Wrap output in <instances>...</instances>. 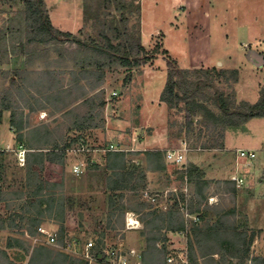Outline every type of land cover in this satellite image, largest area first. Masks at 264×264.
I'll return each instance as SVG.
<instances>
[{"label": "rangeland", "instance_id": "1", "mask_svg": "<svg viewBox=\"0 0 264 264\" xmlns=\"http://www.w3.org/2000/svg\"><path fill=\"white\" fill-rule=\"evenodd\" d=\"M121 6H125L122 11L116 10L114 4L108 10L103 7L102 0H82L79 9L80 20L77 24H72L75 30L72 29L78 32L76 36L81 39L95 37L102 42L103 39L98 37L99 23L94 17L98 8L101 7L99 11L101 13L110 12L109 19H113L114 16L119 20L121 13L124 12L129 17L131 28L139 27L142 32L143 26L145 37L152 32L153 35L161 32L153 36L150 42L143 41L145 46H148L147 61L131 68L122 65L107 68L96 90L91 86V82H96L95 79H81L79 82L86 88L87 95L80 100L76 99L77 101L73 97L61 101L46 98L51 91L48 89V78L42 72L46 69L60 72V81L65 86V83L71 81L70 78L73 77L69 76V72L74 68V63L70 60V53L64 57L59 54L60 51L65 52L69 46L71 47L68 50L73 51L78 48L77 45L29 44L26 45V49L32 52L26 54L23 43L26 41L27 22L20 15L21 9H25V1L0 0V29L11 28L14 32L13 35L7 36V51L0 48V99L7 93L11 77L15 76L17 83L12 87L11 94L16 107L15 116L17 120L21 118L28 137L51 138L50 144L46 146L52 147L56 142L62 145L72 136L84 135L83 138L87 140V145L92 150L111 143H120L124 148L133 149L122 153L127 158L126 167L136 170L139 174L124 190L113 192L111 184L114 180H118V174L107 168V157L112 152L91 151L82 154L67 149L71 156H67L64 164L65 171L60 187L56 191L54 188L47 189L48 195L52 192L56 194L54 198H59L58 203L54 205L53 215L47 218L48 223L45 224L47 230L57 234V244L49 243L48 237L40 231L42 227L29 233H26L28 232L26 230H17L14 232L15 246L10 250L6 247L0 248V264H44L37 251L45 245L55 251L67 252L74 258L87 261L88 264H108L100 259L103 251L118 245L119 242H123L127 248L135 247L141 252L146 248L145 222L142 215L177 208L173 205H168V209L155 206L145 197L144 190L159 193L161 196L157 205H164L168 203V199L176 198V193L183 194L181 189L186 184L187 169L192 165L201 169V164H209L210 157H221L224 151H228L225 150L224 139L219 135L220 131L202 125L201 118L196 116L194 129L188 132L185 127V112L182 108L172 107L161 100L170 64L189 70L213 67L218 70H230L222 67L219 62L213 67L183 66H187L192 59H199L205 63L210 60L216 62L217 57L231 59L230 66L235 65L240 69H237L238 72L240 71V80L239 73L238 84L232 82L234 77L230 72L228 75L229 78L231 77V83H226L228 76L212 73L215 84L220 90L235 93L238 101L246 100L251 103L257 102L264 91V62L260 63L259 59L253 60L256 54L264 56V0H125ZM136 6L140 7V14ZM46 10L50 18L47 4ZM63 11V19H68L72 23L73 17ZM200 12L202 15L196 22L197 28L192 27V22L197 19ZM184 16L188 20H185ZM78 26L79 30H77ZM187 32L208 33L210 49L196 50L191 54L190 51H194L196 47L184 42L183 37ZM163 33L167 36L166 45L170 53L163 47ZM17 37H22L23 43L19 42L21 39ZM16 47L19 50L15 49ZM15 70L27 72L16 75ZM114 91L118 93L117 96L112 95ZM79 93L76 91L73 96H78ZM90 96L94 97L97 103L103 99L105 106L96 116L92 129L82 132L75 130L74 122L91 108L89 102L85 100ZM181 106L183 107L184 103H181ZM5 113V110L2 111L1 119ZM45 126L48 129L46 134L50 133L47 136H45ZM79 141L73 145L76 149L81 142ZM183 142H187L188 145L183 164L168 163L165 159L164 168H149L146 156L148 150H180ZM226 143L230 149L237 148V157L239 151L256 150L259 158H263L264 117L252 118L243 127L231 128ZM6 159L5 164L11 161L9 156ZM81 159L87 160V168L82 174H76L73 172V166ZM225 163L229 165L230 160H226ZM141 172L145 173V178L139 180ZM203 172L207 179L208 173ZM65 173L66 176L68 173L72 175L66 183ZM57 174L54 173L51 177L52 181L57 179ZM214 176L212 179L208 178L210 183L205 191L208 198L214 196L212 203L208 201V204L217 205L225 212L234 209L235 213L228 216V222L235 223L241 229L245 228L244 214L237 211L231 195H223L226 194L224 186L219 185L222 179L218 178L224 175L215 172ZM126 177L128 178L129 175ZM188 183L187 189L193 199L196 193L195 183L190 179ZM166 190H173L168 193V198ZM73 191L78 195L74 196ZM112 193L115 195L113 207L110 203ZM60 203L65 205L63 221L58 218ZM194 208L197 207L194 205ZM200 210L206 214L208 209L202 204ZM127 211L138 213L143 226L139 229H127L125 227ZM212 214L213 212L208 211V215ZM183 216L185 218V215ZM111 218L112 222L109 223ZM257 234L258 241L254 247L252 245V254L264 256V232L258 231ZM167 236L168 250H181L187 246L188 233L185 236L176 231H169ZM90 241L94 243L93 260H89L84 254L85 245ZM5 242L6 239L0 237V247L5 245ZM159 243L163 244V242ZM7 261L13 263H4ZM232 264L237 262L234 261Z\"/></svg>", "mask_w": 264, "mask_h": 264}, {"label": "trees", "instance_id": "2", "mask_svg": "<svg viewBox=\"0 0 264 264\" xmlns=\"http://www.w3.org/2000/svg\"><path fill=\"white\" fill-rule=\"evenodd\" d=\"M24 1L25 9L20 11V15L27 22L25 43H23L22 37H17V39H21L19 42H22L25 46L24 50L26 49V45L29 44H62L60 46H63L65 43H70L78 47L73 51H69L68 48L71 47L69 46L65 49V52L60 51L59 54L64 57L70 53V60L74 63V68L70 69L69 73L73 76L75 83L70 86V89L65 88L61 83L59 78L60 72L52 69H46L42 72L48 78V89L51 91L46 97L47 99L55 98L63 101L65 98L73 97L76 91L80 93L78 96L73 97V99L86 96V88L77 81L93 78L96 82H91V86L96 90L104 78L107 68L117 65L131 68L147 61L148 51L142 43L140 28H131L129 17L124 12L121 13L119 20H116L114 16L113 19H109L110 12L101 13L99 12L101 7L98 8V12L94 17L99 23L98 37L103 39L100 42L95 37L81 39L70 32H65L54 27L46 10L45 0ZM124 1L102 0V5L110 10V7L114 4L116 10L122 11L125 8V6H121ZM136 7L140 14V7ZM12 31L11 28L0 29V48L5 49V51H7V36L9 34L13 35L14 32ZM16 45H18V42ZM15 49L18 48L16 47ZM31 52L32 50L26 49L25 53L29 54ZM14 72L16 75H19L27 71L15 70ZM229 72L234 77L232 82L236 83L239 73L237 69L218 70L216 67H213L189 70L170 64L168 79L162 92L161 100L169 103L172 107L182 108L185 112V127L188 132L194 129V119L196 116H199L202 125L205 124L207 128L220 131L219 135L224 139L225 131L228 127L241 126L252 118L264 117V91L257 102L251 103L246 100L238 101L235 93H227L225 90H220L217 87L212 73L228 76L226 83H231V77L229 78L228 75ZM16 80L15 76L11 77L10 87L7 89V93L0 99V117L2 111L12 110V125H18V130L23 131L25 127L22 121L18 124L16 122V107L12 101L13 97H11L12 87L17 83ZM85 100H87V103L89 102L88 104H90L91 108L79 120L74 122V127L78 129L94 126L96 116L101 113L105 106L103 99H100L98 103L91 96ZM181 103H184L183 107ZM46 128L45 126V136L50 134H46L48 131ZM19 139H24L23 132L19 133ZM68 145V143L62 145L55 143L43 154L45 162H47V177H52L54 173L63 175L65 150ZM165 153L166 150H148L146 156L149 168H164ZM107 168L118 174V180H114V183L112 182L111 184L112 190H124L132 179L139 175L136 170L127 169L125 155L122 152H112L109 154L107 157ZM203 173L195 165L187 169V175L191 182L195 183L196 188L195 198L191 201L190 209L199 216V221L197 222L189 220L187 250L190 264H232L234 261L237 264H248V262H252V264H264V256H254L252 254V245L257 237V232L247 227L241 229L235 223H229L228 216L235 213L234 209L225 212L217 205L208 204V196H206L205 191L210 181L204 177ZM126 175H129V177L127 178ZM144 175L145 173L141 172L139 180L144 179ZM223 182L226 184L227 189H234V186L230 184L231 181L226 180ZM45 186L49 190L57 188V185L49 180L46 181ZM51 194L52 192L49 193V195ZM55 200L54 197L45 198L49 214H52ZM110 203L113 207L115 204L114 194L110 198ZM202 204L208 209L206 214H203L200 210ZM194 205L197 208H194ZM208 211L209 213L213 212L217 218L214 220L210 217ZM59 213L58 218L63 221L64 206L61 203ZM142 219L145 222L144 235L146 237V248L142 251L143 261L146 264H166V257L169 253L166 244L169 240L167 236L168 232H177L185 229L186 226V220L182 212L179 209L153 211L142 215ZM111 222L112 218L109 220V223ZM159 242H163V244L159 246ZM54 254L56 255L54 256ZM37 255L40 256L44 264H88L87 261L74 258L62 250H52L46 245L37 251ZM4 263L13 262L7 261Z\"/></svg>", "mask_w": 264, "mask_h": 264}, {"label": "crops", "instance_id": "3", "mask_svg": "<svg viewBox=\"0 0 264 264\" xmlns=\"http://www.w3.org/2000/svg\"><path fill=\"white\" fill-rule=\"evenodd\" d=\"M45 1L49 10V14L53 26L62 31L70 32L74 35H78V32L74 31L75 28L72 27V24H77V22L80 20L79 9L82 0H45ZM63 10H65L66 13L68 12L67 14H70L73 17L72 23L68 19H63V14H62L64 13ZM201 15L202 13L200 12L197 19L194 21L191 18L192 19L191 21H193L192 24L194 25V26L192 25V27L197 28L198 25H196V22L198 21ZM184 19L188 20L186 16H184ZM72 28H74V30ZM78 28L79 26L77 27V30H79ZM157 33L160 34L161 32H156L155 35H157ZM155 35H153L152 32L145 37L142 26L141 39L144 46L145 44L143 41L150 42V40H152L153 36ZM166 37L167 36H165V33H163L162 44L163 47L169 51L166 45L167 43ZM183 39L184 42L187 43V45L196 47L194 51H190L191 54L196 52V50H203L205 48L210 49L211 46V42H209L210 40L208 33L187 32V34L183 37ZM145 48L148 50V46H145ZM170 52L171 51H169V53ZM255 59H259L260 63L264 62V56L262 55L258 56L256 54L255 57H253V60ZM217 62H219V64H221L222 67L224 68L240 70L235 65H234L235 67L230 66L231 59L228 60L221 57H217L216 62L210 60L206 63L204 61H200L199 59L198 60L192 59L189 61V64L187 66H183V67H187V68L192 66L203 67L204 65L205 67H213L217 65ZM178 63L181 65L179 60ZM69 76H71L70 73ZM70 79L71 81L69 80L65 83V88L67 89H70V86L73 83H75V81H73L74 79L73 77ZM239 80H240V71H239ZM81 98L82 96L79 97V99L76 97L74 100L76 99L80 100ZM5 112L6 113L3 114V118L0 121V237L6 239V242L5 245H3L0 248L2 249L6 247L8 248V250H10V248L15 246L14 245L15 243L14 239L16 236L14 233L15 231L21 229V230H26L28 231L26 233H29V231L31 232L32 230L37 231L38 228L40 227L45 228V224L48 223L47 218H50L55 211L53 206L52 214H49L46 208L47 204L45 203V198L49 197L47 193V188L45 186L46 181L47 180L51 181L53 184L57 185V188H59L62 180V175L58 174L57 179H54V181H52L51 177H47L46 174L47 168L45 166L47 162H45V156L43 154H45V152L50 148L46 145L50 144L51 138L36 136L34 139H31V137H28V134L26 133L27 131L26 128H24L23 131H20L18 130V125H12L11 122L12 110H5ZM16 117L17 116H15V118ZM20 119L18 120L16 119L17 124L21 121ZM247 123L241 125V127H243ZM234 127H238V126H234ZM234 127L230 126L226 129L225 138H224V143H225L224 147L225 150L228 151L227 152L224 151L225 153L223 152L222 153L223 156L221 155V157H217V158L210 157L211 160L208 162L209 164L206 163L204 165L202 164L200 165L201 170L203 169V171L208 173L207 179L214 178L215 172L224 175L223 177L220 176V178H218V179H222L220 180L221 184L219 185L224 186L223 189L226 194L223 193V195L225 196L231 195L234 206L237 208V211L238 212L240 211L241 213L244 214L245 217L244 226L256 232L258 231L264 232V157L259 158L258 152H256V150L250 151L255 153V156L253 158L247 156L237 157L236 154L237 148L230 149L226 143L228 133L230 129ZM90 128L91 127H86L82 129L75 128V130L78 129L79 131L82 132ZM21 132L24 133L23 140L19 139V133ZM83 137L84 135L72 136L70 138L68 137L69 139L66 138L68 140H65L64 143H68L69 145L65 150L66 154H65L64 164L66 162L67 156L69 157L71 156L69 155V151H67V149L72 148V146L78 143L79 140L81 141L83 139L87 141ZM39 147H45V148L40 149ZM22 149L26 150V162L24 165L20 163L18 157V152ZM7 156H9V159H11V161L5 164V160H7L6 159ZM126 160L127 158L125 156V162ZM226 160H230L229 165L225 163ZM210 162H212L211 165ZM63 171H65V169H63ZM236 173L244 177L245 180L244 185L239 188L236 186L235 181L231 179V175ZM69 176L72 177L71 173H68L67 176L65 173V180H66L65 183L69 181L68 180ZM226 180L231 181L230 184L234 186V189H230V188L225 189L226 184L223 181ZM57 188L55 189V191L57 190ZM114 191L116 190H113V192ZM54 195L56 194L52 193L51 197H55ZM73 195L75 196L78 194L73 191ZM55 199L56 200L54 202V205H56L59 201V198H55ZM64 213H65V207H64ZM210 217H212L214 220L217 218V216H215L214 213ZM99 225L101 227V224ZM241 227H242V223H241ZM258 236L259 235L257 234V237L253 243V247L254 244L258 241Z\"/></svg>", "mask_w": 264, "mask_h": 264}, {"label": "built area", "instance_id": "4", "mask_svg": "<svg viewBox=\"0 0 264 264\" xmlns=\"http://www.w3.org/2000/svg\"><path fill=\"white\" fill-rule=\"evenodd\" d=\"M117 92H112L113 96H117ZM133 149H127L124 148L123 146H121L120 143H116V144H108L104 147H97L94 148L92 150L91 147H89L87 145V142L85 140H82L79 144V147L76 149L74 148H69L70 152H78V153H82V154H87L92 152H130ZM188 150V145L187 142H183V146L180 150H176V149H169L166 150L165 153V159L168 163H175V164H183L185 161V152ZM240 156H247V157H254L255 153L254 152H250V151H239L238 152V157ZM18 157H19V161L21 164H25L26 162V150L22 149L18 152ZM87 160L81 159L78 163H76L73 166V172L76 174H82L85 169L87 168ZM185 180H186V184L184 186L182 190L183 194H178L176 193V198H173V200H169L168 199V203L164 204V205H157L158 202L160 201V194L159 193H154L149 191L148 189L144 190V195L145 197H147V199L154 204L155 206L159 207V208H163V209H168V205H173L174 207H176L177 209H179L183 215H185V220H186V226L185 229L177 231L180 234L186 236V234L189 232V227H190V222L189 220H193V221H199V216L197 213H193L190 209V205H191V201H192V195L191 192L188 191V186H189V179H188V175L187 172H185ZM231 179L233 181H235L236 186L242 187L244 185V177L238 175V174H233L231 176ZM175 190V189H174ZM170 191L173 190H166V197L168 198V193H170ZM214 199V196H210L208 198V201H210V203H212ZM142 221L140 218V215L136 212L133 211H127L126 213V217H125V227L127 229H139L140 227H142ZM40 231L45 234V236L48 237V241L51 244H57V234L56 233H52L49 230H47L46 228H40ZM159 246L161 245L160 243L158 244ZM93 247H94V243L92 241L88 242L85 245V252L84 254L86 255V257L89 260H93ZM169 253L166 257V264H190V259L188 256V250H187V246L182 248L181 250L178 249H174L171 250L169 249ZM103 262H107L108 264H146L143 261V257H142V252L140 250H138L135 247H125L123 242H119L118 245L110 247V248H106L103 251V255L100 258Z\"/></svg>", "mask_w": 264, "mask_h": 264}]
</instances>
